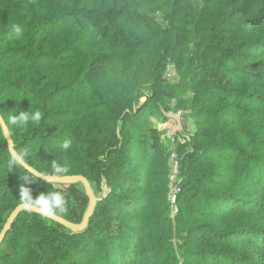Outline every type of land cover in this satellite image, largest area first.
Listing matches in <instances>:
<instances>
[{"label":"trees","instance_id":"trees-1","mask_svg":"<svg viewBox=\"0 0 264 264\" xmlns=\"http://www.w3.org/2000/svg\"><path fill=\"white\" fill-rule=\"evenodd\" d=\"M199 3L0 0V235L26 176L34 199L64 194L68 224L93 200L78 231L20 211L0 264H264V0ZM170 111L190 124L174 217ZM54 162L55 182L32 173Z\"/></svg>","mask_w":264,"mask_h":264},{"label":"clouds","instance_id":"clouds-1","mask_svg":"<svg viewBox=\"0 0 264 264\" xmlns=\"http://www.w3.org/2000/svg\"><path fill=\"white\" fill-rule=\"evenodd\" d=\"M17 33L19 29L16 30ZM44 113L40 109H35L33 111L21 110L16 114H10L8 116V123H10L16 129L23 130L29 126L40 125ZM60 147L67 150L70 147V141L65 140ZM51 174L45 175L43 173H37L33 171L35 175H39L47 179L50 183L55 182V177L57 174L66 173L68 169L66 167L60 166L58 163H52ZM24 183H32V181L26 176L24 178ZM21 184L18 193L19 206L30 212L34 211L47 218H56L59 213L66 211V200L65 196L61 191L49 190L46 193L39 194L35 199L31 194L29 188L24 187Z\"/></svg>","mask_w":264,"mask_h":264},{"label":"rangeland","instance_id":"rangeland-1","mask_svg":"<svg viewBox=\"0 0 264 264\" xmlns=\"http://www.w3.org/2000/svg\"><path fill=\"white\" fill-rule=\"evenodd\" d=\"M193 4L195 6H199V0H192ZM165 79L170 82L177 81V77H175L173 66H168L166 69V75ZM167 120L164 119L163 124L160 125L159 129L164 130L167 134V136L171 139L172 146H170V151H172V157L170 160V166H171V184H170V191L173 189H177L176 187V177H177V163L175 161V146L173 144L174 138L177 139V141L180 144L187 143L189 141V127L190 124L188 121H185L182 119V117L179 115V113H173L168 112L166 113ZM172 217L175 216V209L172 208Z\"/></svg>","mask_w":264,"mask_h":264},{"label":"water","instance_id":"water-1","mask_svg":"<svg viewBox=\"0 0 264 264\" xmlns=\"http://www.w3.org/2000/svg\"><path fill=\"white\" fill-rule=\"evenodd\" d=\"M143 101H144V99H143ZM0 122H1V124H2V126H3L4 132H5V136H6V138H7L8 143H9V147L11 148V138H10V135H9V133H8L6 127H5V124H4V122L2 121L1 118H0ZM65 181L68 182V181H70V180H65ZM76 181H82V182L84 183V185H85L87 191L90 192V187H89V185L86 183V181H85L84 179H76V180H72L71 182H76ZM92 205H93V200H92L91 207H90L89 210L87 211V213H86V215H85V218H84V220H83V222H82V224H81L80 226H74V225L68 224V223H66V222H64V221H62V220H60V219H58L57 217H56V218H52V219H54V220H56V221H58V222H60V223H62V224H64V225H66L68 228H70V229H72V230H75V231L81 230V229H83L84 226L86 225V222H87V220H88V218H89V215H90V213H91ZM22 210H23V208H21L20 206H18L17 209H16V210L11 214V216L9 217V219H8V221H7L5 227H4V229H3V231H2V233H1V235H0V245H1V243H2V241H3V239H4V237H5L6 233L8 232L9 227H10V225L12 224L14 218H15L16 215H17L20 211H22Z\"/></svg>","mask_w":264,"mask_h":264},{"label":"built area","instance_id":"built-area-1","mask_svg":"<svg viewBox=\"0 0 264 264\" xmlns=\"http://www.w3.org/2000/svg\"><path fill=\"white\" fill-rule=\"evenodd\" d=\"M178 190L177 189H173L170 191L169 193V201L171 203V207L173 209H175L176 211V207H175V198H176V194H177Z\"/></svg>","mask_w":264,"mask_h":264}]
</instances>
